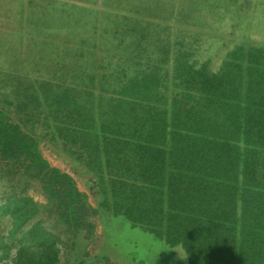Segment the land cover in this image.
<instances>
[{"label":"trees","instance_id":"trees-1","mask_svg":"<svg viewBox=\"0 0 264 264\" xmlns=\"http://www.w3.org/2000/svg\"><path fill=\"white\" fill-rule=\"evenodd\" d=\"M188 52L147 69L108 55L70 79L59 63L48 78L3 73L16 92L0 101V264H60L94 236L99 209L41 141L95 175L100 209L189 264H264V46L232 50L218 71Z\"/></svg>","mask_w":264,"mask_h":264},{"label":"rangeland","instance_id":"rangeland-1","mask_svg":"<svg viewBox=\"0 0 264 264\" xmlns=\"http://www.w3.org/2000/svg\"><path fill=\"white\" fill-rule=\"evenodd\" d=\"M252 46H264V0H0V101L16 92L3 73L48 78L59 63L70 79L82 64L89 63L87 73L108 65V55L116 66L140 56L141 62H131L147 69L185 51L216 69L232 50ZM39 149L99 209L94 236L69 240L60 264H189L180 246L100 209L95 175L59 147L41 141ZM29 193L47 203L38 184Z\"/></svg>","mask_w":264,"mask_h":264},{"label":"crops","instance_id":"crops-1","mask_svg":"<svg viewBox=\"0 0 264 264\" xmlns=\"http://www.w3.org/2000/svg\"><path fill=\"white\" fill-rule=\"evenodd\" d=\"M227 56V55H226ZM204 63V62H203ZM209 63V65H210V62H208ZM212 69V71H218L219 69H220V67H218V68H216V69H214V68H211ZM59 169V168H58ZM61 170V169H60ZM81 170H82V166H81ZM61 171H63V170H61ZM66 173V172H65ZM80 190V189H79ZM82 192V191H81Z\"/></svg>","mask_w":264,"mask_h":264}]
</instances>
